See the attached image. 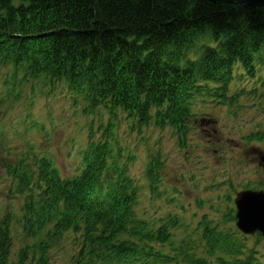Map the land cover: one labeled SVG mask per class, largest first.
<instances>
[{
    "label": "trees",
    "instance_id": "trees-1",
    "mask_svg": "<svg viewBox=\"0 0 264 264\" xmlns=\"http://www.w3.org/2000/svg\"><path fill=\"white\" fill-rule=\"evenodd\" d=\"M206 38L210 44L199 45L194 60L188 59L189 48ZM262 51L264 8L206 0H0V67L25 80L65 81L69 95L91 110L103 107L111 120L118 111L137 129L169 127L184 137L197 101L221 102L217 92L225 89L211 86L226 87L236 66L253 78L254 59L264 64ZM89 138L84 166L73 180L61 182L53 161L39 157L38 178L46 172L49 179L40 191L44 200L54 199L49 212L37 216L57 217L61 230L79 224L84 241L94 242L96 235L108 253L105 264L168 263L152 246L162 244L167 231L138 218V185L116 163L111 141ZM258 139L264 144V132ZM157 170H145L155 197L162 181ZM16 262L7 245L0 248V264ZM225 264L256 262L238 255Z\"/></svg>",
    "mask_w": 264,
    "mask_h": 264
},
{
    "label": "rangeland",
    "instance_id": "rangeland-1",
    "mask_svg": "<svg viewBox=\"0 0 264 264\" xmlns=\"http://www.w3.org/2000/svg\"><path fill=\"white\" fill-rule=\"evenodd\" d=\"M202 44H210L209 39L198 40L189 48L187 56L194 58ZM263 56L264 51L258 58ZM259 61L254 59L253 78L239 66L235 67L227 92V98L234 101L232 108L218 102L206 106L199 102L193 107L195 114L189 123L191 133L185 150H180L168 129H131L120 112H115L111 120L103 107L91 110L82 99L69 95L62 85H43L49 81L46 77L43 78L48 81L41 78L26 82L19 76L13 77L12 68H1L0 161L3 166L22 163L32 171L35 170L32 156H51L62 177L71 178L77 174V166L82 169L81 158L89 137L94 141L107 138L111 141L113 155L119 157L116 163L125 166L128 176L138 185L137 216L151 228L173 223V226L169 224L162 251L158 246L154 249L156 254L163 256L174 248L183 247L180 257L172 253L170 257L182 264L194 260L207 264L223 261L224 264L230 256L228 252L219 249L212 258L203 249L201 241L208 243L202 237L204 225L212 239L227 242L233 239L241 244L245 256L253 250L257 264H264V242L257 243L253 236H241L234 231V222H228L225 217L227 209L231 208L227 196L233 190L239 191L247 185L264 190V163L257 162L264 157V144L257 133L264 132V64ZM214 87L220 88L219 85ZM201 112L207 118H215L214 123L200 125ZM213 115L216 116L213 118ZM109 122L112 126H108ZM154 155H162L165 163L161 173L157 170L163 180L157 198L149 192L144 168ZM13 186L11 178L0 169V220L10 216L5 219L14 230L11 259L15 260L23 247L29 246L30 252L37 242L32 243L21 234L23 197L8 196V189ZM232 231L235 235L231 239ZM68 255L66 244L63 249H52V245L49 248L50 264H68Z\"/></svg>",
    "mask_w": 264,
    "mask_h": 264
},
{
    "label": "water",
    "instance_id": "water-1",
    "mask_svg": "<svg viewBox=\"0 0 264 264\" xmlns=\"http://www.w3.org/2000/svg\"><path fill=\"white\" fill-rule=\"evenodd\" d=\"M215 5H244L264 8V0H206ZM238 227L245 234L261 231L264 234V194L245 192L236 200Z\"/></svg>",
    "mask_w": 264,
    "mask_h": 264
}]
</instances>
